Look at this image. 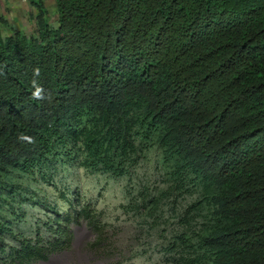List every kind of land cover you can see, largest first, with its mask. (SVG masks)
I'll list each match as a JSON object with an SVG mask.
<instances>
[{"label":"trees","instance_id":"trees-1","mask_svg":"<svg viewBox=\"0 0 264 264\" xmlns=\"http://www.w3.org/2000/svg\"><path fill=\"white\" fill-rule=\"evenodd\" d=\"M25 1L34 35L2 37L0 18V206L24 176L118 178L153 151L162 185L140 206L195 195L173 264H264V0H53V27ZM68 203L44 238L0 220V264L67 250L88 218Z\"/></svg>","mask_w":264,"mask_h":264},{"label":"rangeland","instance_id":"rangeland-1","mask_svg":"<svg viewBox=\"0 0 264 264\" xmlns=\"http://www.w3.org/2000/svg\"><path fill=\"white\" fill-rule=\"evenodd\" d=\"M43 3L47 24L53 27L54 1ZM22 7L21 3L0 7V18L6 23L2 37L14 31L25 36L35 34V12ZM162 173L153 151L118 178L90 174L74 165H57L51 174L44 171L18 179V188L4 196L0 220L16 235L33 238L38 232L44 238L48 236L45 227L55 213L65 212L68 201L76 199V207H86L88 218H80L69 228L67 250L35 264H173L180 252L185 253L172 244L179 231L178 216L195 195L182 196L171 204L162 200L157 210L142 208L140 200L161 187Z\"/></svg>","mask_w":264,"mask_h":264},{"label":"clouds","instance_id":"clouds-1","mask_svg":"<svg viewBox=\"0 0 264 264\" xmlns=\"http://www.w3.org/2000/svg\"><path fill=\"white\" fill-rule=\"evenodd\" d=\"M39 71H40V70H39L38 68L33 69V75H34V76H38V75H39ZM32 86H33V88L35 89V90L32 92V98H33V99H38V100H39V99H44V96H43V89L40 88L39 86H37L35 80L32 81ZM19 139L22 140V141H25V142H27V143H34L33 138L28 137V136L21 135V136L19 137Z\"/></svg>","mask_w":264,"mask_h":264},{"label":"crops","instance_id":"crops-1","mask_svg":"<svg viewBox=\"0 0 264 264\" xmlns=\"http://www.w3.org/2000/svg\"><path fill=\"white\" fill-rule=\"evenodd\" d=\"M15 3H21L23 6L22 10L29 11V9H32V7L29 6V4L25 0H0V7H3L4 4L12 6Z\"/></svg>","mask_w":264,"mask_h":264}]
</instances>
